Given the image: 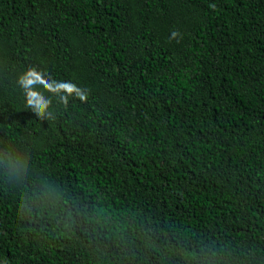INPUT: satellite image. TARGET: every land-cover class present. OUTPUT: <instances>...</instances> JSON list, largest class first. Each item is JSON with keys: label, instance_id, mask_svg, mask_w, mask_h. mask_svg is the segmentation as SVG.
Masks as SVG:
<instances>
[{"label": "trees", "instance_id": "1", "mask_svg": "<svg viewBox=\"0 0 264 264\" xmlns=\"http://www.w3.org/2000/svg\"><path fill=\"white\" fill-rule=\"evenodd\" d=\"M0 264H264V0H0Z\"/></svg>", "mask_w": 264, "mask_h": 264}, {"label": "clouds", "instance_id": "2", "mask_svg": "<svg viewBox=\"0 0 264 264\" xmlns=\"http://www.w3.org/2000/svg\"><path fill=\"white\" fill-rule=\"evenodd\" d=\"M178 35V33L176 31H173L171 33V37H176ZM38 83V81H33L32 82V86L35 87V85ZM83 98V97H82ZM36 108L38 109H43L44 105L40 104L38 101L36 102Z\"/></svg>", "mask_w": 264, "mask_h": 264}]
</instances>
